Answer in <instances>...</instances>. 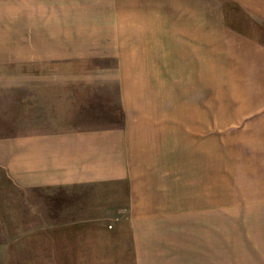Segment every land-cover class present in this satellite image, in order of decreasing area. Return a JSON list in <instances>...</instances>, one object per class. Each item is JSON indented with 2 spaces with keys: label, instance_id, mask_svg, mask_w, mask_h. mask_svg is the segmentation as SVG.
<instances>
[{
  "label": "rangeland",
  "instance_id": "rangeland-1",
  "mask_svg": "<svg viewBox=\"0 0 264 264\" xmlns=\"http://www.w3.org/2000/svg\"><path fill=\"white\" fill-rule=\"evenodd\" d=\"M89 1L90 23L77 25L61 11L43 16L45 0L37 17L31 0H0V161L1 141L26 126L18 108L34 87L65 81L57 107L96 105L112 123L138 128L139 157L151 167L138 169L130 193L25 190L0 163V264H264V27L250 33L256 39L202 42L185 67L117 74L128 41L115 33L130 0L118 1V17ZM241 11L236 27L251 32L252 15ZM101 122L81 108L78 123Z\"/></svg>",
  "mask_w": 264,
  "mask_h": 264
},
{
  "label": "crops",
  "instance_id": "crops-1",
  "mask_svg": "<svg viewBox=\"0 0 264 264\" xmlns=\"http://www.w3.org/2000/svg\"><path fill=\"white\" fill-rule=\"evenodd\" d=\"M31 1L34 6L32 12L29 10L30 17L33 15L37 17L38 10H35V5L41 0ZM57 1L45 0V12L41 14L58 17L61 11L66 18L72 17L74 20L73 22L67 20L64 23L77 25L90 23L87 18L91 17L93 6L91 7L89 0L84 6L74 3V0V5L69 4V0H66V3L65 0L61 3ZM101 1L104 3L98 6L99 11L112 9V16L118 17L119 11L121 13L119 0H109L106 3L105 0ZM124 2V28L117 31L118 36L115 33V40L117 38L120 42L128 43L124 47L119 43L117 57L118 59L120 57L121 64L113 68V72L117 74L164 71L163 68L141 67L143 65L185 67L191 65L192 61L194 59L196 61L201 55L202 42H221V46L222 44L226 46L227 40H242L244 33L247 38L256 39L251 37L250 33H253L256 27H264V9L261 5L264 0ZM230 9L228 16L227 11ZM241 9L253 17H245L251 19V32L237 28L239 23L233 19L232 13L237 11L242 13ZM47 10L50 13H47ZM240 18L243 20V17ZM100 22L103 23L102 21L98 23ZM117 22L114 17V23ZM136 41L139 43L136 44ZM130 54L141 57V63L133 65L132 61L124 58ZM194 70L201 71V68ZM170 71L180 72L184 71V68H174ZM117 82L118 87L122 88L123 80ZM43 87L39 82L34 87L32 98L25 99L18 108L19 115H23L27 120L25 128H19L16 136L5 137L6 140L1 141L2 150L8 147L7 151H3L0 161L3 169L9 172L21 189L25 190L31 188L66 190L90 185L110 188L125 185L130 193L133 192L138 169L147 170L151 167L148 158L139 157L138 128L132 125L124 128L112 123L114 120L109 121L108 117L103 116L95 107L96 105L90 108L92 115L98 122H102L98 125L78 123L81 108L85 115L89 114L90 109L87 105L74 102L66 113L61 111V106L57 107L58 95L67 97L69 83L49 82L50 91H43ZM58 89L62 91L59 92ZM100 116L102 118L99 121ZM152 146L148 144L146 150L149 152Z\"/></svg>",
  "mask_w": 264,
  "mask_h": 264
}]
</instances>
